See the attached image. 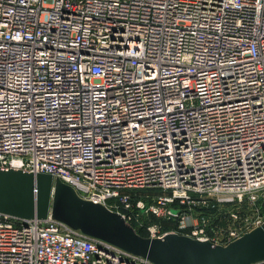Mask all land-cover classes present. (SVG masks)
Returning a JSON list of instances; mask_svg holds the SVG:
<instances>
[{"label":"built area","instance_id":"1","mask_svg":"<svg viewBox=\"0 0 264 264\" xmlns=\"http://www.w3.org/2000/svg\"><path fill=\"white\" fill-rule=\"evenodd\" d=\"M0 169L51 175L145 238L183 235L149 216L221 246L262 226L264 0H0ZM209 209L237 224L224 244ZM0 264L148 263L0 213Z\"/></svg>","mask_w":264,"mask_h":264},{"label":"water","instance_id":"2","mask_svg":"<svg viewBox=\"0 0 264 264\" xmlns=\"http://www.w3.org/2000/svg\"><path fill=\"white\" fill-rule=\"evenodd\" d=\"M0 213L21 219H53L79 230L98 244L109 243L148 264H260L264 262V224L226 246L169 233L140 236L118 213L79 199L47 174L0 169Z\"/></svg>","mask_w":264,"mask_h":264},{"label":"rangeland","instance_id":"3","mask_svg":"<svg viewBox=\"0 0 264 264\" xmlns=\"http://www.w3.org/2000/svg\"><path fill=\"white\" fill-rule=\"evenodd\" d=\"M240 208V207H239ZM242 209H245V212H249L251 210L250 206H245L242 207ZM234 212H241V209H236L233 208ZM159 213H162V210L159 211ZM206 214L209 215L207 222L204 225L205 231H206V236L208 238H210L211 240H213L214 242L220 243V244H224L225 242H227L226 240V233L227 231H229L230 229L234 228V225H237L236 223L234 224L232 220H229V215L221 210L218 209H209L206 211ZM264 214V211L263 213ZM241 214L238 213V216H240ZM248 217H253L252 214H249ZM192 221V223L194 222V224H197V220ZM240 222V221H237ZM149 224H158L161 226V231L160 232H166V231H176V230H180L181 234L183 235H190L191 231L190 229H187L188 227H184L185 222L183 221H179L177 220H165L164 217L160 216V217H146L145 218V225H149ZM140 231H142L145 234V229H140Z\"/></svg>","mask_w":264,"mask_h":264},{"label":"trees","instance_id":"4","mask_svg":"<svg viewBox=\"0 0 264 264\" xmlns=\"http://www.w3.org/2000/svg\"><path fill=\"white\" fill-rule=\"evenodd\" d=\"M139 233L141 236H145V234L142 231H140Z\"/></svg>","mask_w":264,"mask_h":264}]
</instances>
